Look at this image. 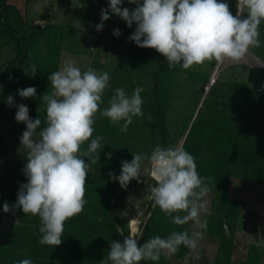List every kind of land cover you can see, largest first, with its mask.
Listing matches in <instances>:
<instances>
[{"label": "clouds", "instance_id": "9594fccd", "mask_svg": "<svg viewBox=\"0 0 264 264\" xmlns=\"http://www.w3.org/2000/svg\"><path fill=\"white\" fill-rule=\"evenodd\" d=\"M123 2L109 0L108 9H101L97 31L110 19L109 12L128 27L135 23L129 40L140 48L155 49L166 58L169 68L179 64L188 70L206 61L235 64L245 59L250 48L261 46L264 0H237L235 15L222 0H128L136 4L132 11L122 8ZM113 35L119 37L120 30L115 29ZM36 71L33 65L25 73L34 77ZM48 79L51 91L42 97L46 108L43 122L40 118L31 119L27 106H16L15 120L26 125L20 141L26 150L27 163L22 171L27 183L20 185L15 204L10 207L5 202L3 211L19 208L25 215L38 217L39 243L56 247L63 242L66 221L82 212L87 203L84 197L90 164L99 161L97 150L104 140L101 135L93 138L97 113L112 124L123 121L119 130L126 133L133 117L144 115V101L139 89L128 94L118 87L107 100V107L101 109L110 74L92 67L82 71L75 60L65 62ZM18 93L21 98H36L35 87L19 89ZM13 100L9 95L7 104L11 106ZM147 118L151 120L152 116ZM86 142L87 147L82 148ZM146 162L155 182L147 188L152 208L159 207L174 225L191 222L194 228L206 230L207 223L201 221V216L208 212L205 197L212 190L210 178L199 175L195 158L183 147L157 145L150 154H133L131 162H121L119 176L109 172V177L118 180L124 189L132 180L144 182L140 178L144 177ZM142 237V231L133 230L122 243L112 240L101 264L158 261L162 254L174 255L181 245L195 252L202 239L200 232L189 230L172 231L166 238L157 235L140 244ZM16 264L33 261L22 259Z\"/></svg>", "mask_w": 264, "mask_h": 264}, {"label": "rangeland", "instance_id": "374dc122", "mask_svg": "<svg viewBox=\"0 0 264 264\" xmlns=\"http://www.w3.org/2000/svg\"><path fill=\"white\" fill-rule=\"evenodd\" d=\"M222 2H227L230 11L235 15L237 0H222ZM9 4L20 10L23 19L30 26L51 27L50 31L43 29L39 34L37 49L42 45L39 56L33 61L26 58L22 62L15 60L17 56L15 46L6 44L9 36L1 28L0 19V86H2L0 87V128L3 132L6 158L10 161L27 163L26 150L21 146L20 141L25 130L15 120L18 110L16 106L26 100L34 106V119L40 118L43 122L46 118L42 97L46 92L51 91L48 74L53 66L42 59L41 55L50 51L49 42L61 46V52L57 54L61 57L60 67L69 60H75L76 66L84 71L92 67L96 61L97 66L93 67L94 69L98 72L107 71L110 74L109 88L105 91L101 109L107 107V100L118 87L124 88L128 94L136 89L140 90L139 94L144 101L142 105L144 115L133 117L126 133L119 130L123 121L112 124L108 118L99 116V113L95 118L93 138L96 135L105 137L101 147H106L109 143L110 151L106 155L108 157V153H111L112 158L115 157L120 166L122 161L131 162L133 154H150L161 143L160 131L152 126L156 121L152 110L156 86L159 88V96L163 104L168 107L169 141L176 142V147H182L198 116L204 119L216 114L232 95L240 96L248 90L264 93V65H261L264 64V24L261 25L259 37L261 46L250 48L248 55L241 62L235 64L226 62L220 64L218 69L217 62L206 61L203 65H194L185 70L179 64L175 68H169L166 58L155 49L140 48L129 40L135 31V23L132 27H128L124 20L109 12L110 19L103 22L101 31H97L96 25L101 23V9H108L109 0H9ZM131 6L128 0H124L121 5L122 8L128 9ZM13 23L19 28L21 35H26L30 31L29 28L23 30L15 19ZM115 29L120 30L119 37L113 35ZM30 55L27 53L26 57ZM26 65L25 72L30 71L33 65L37 71L34 77L24 72L25 77L20 84L21 80L13 76V73ZM216 69L219 70L216 85L204 96L203 88ZM30 86L36 88V98H24L20 101L18 90ZM9 95L14 98L11 106L7 104ZM149 115L152 116L151 120L147 118ZM7 118L9 121L13 120V123L12 121L8 123ZM86 147L87 142L82 148ZM150 167L146 162L144 177L140 178L144 182L138 183L132 180L126 189L118 182L112 216L118 224L119 232H123V235L120 234V242L129 235L124 232L123 226L128 227L131 234L132 221L138 220L137 230L143 232L153 210V201L149 199L150 193L147 191L148 187L154 185ZM229 195L247 203L236 226V248L233 257V264H245L251 244H264V187L233 178ZM205 199L207 213L212 212L214 198L207 195ZM204 215L201 216L202 222ZM13 224L12 221H3L2 228L12 230ZM184 226H190L194 231L201 233L200 229L194 228L191 222ZM201 235L199 248L195 252L192 251L182 258L167 257L171 260V264H214L219 237L202 233Z\"/></svg>", "mask_w": 264, "mask_h": 264}, {"label": "trees", "instance_id": "16d2710c", "mask_svg": "<svg viewBox=\"0 0 264 264\" xmlns=\"http://www.w3.org/2000/svg\"><path fill=\"white\" fill-rule=\"evenodd\" d=\"M135 7L136 4H132L129 10L132 11ZM0 19L1 28L9 36L6 44L15 46L17 53L15 60L23 62L26 58L31 61L36 59L42 47L41 45L40 49H37L39 34L43 29L50 31L51 27L30 26L23 19L20 10L9 4V0H0ZM13 19L17 20L23 30L29 28L30 31L26 35H21ZM49 46L50 51L41 56L53 66L49 72L51 74L60 68L61 57L57 54L61 52V46L50 42ZM27 53L31 54L30 57H26ZM94 63L92 68L97 66V62ZM161 67L163 70L162 64ZM25 70L27 65L13 73V76L21 80L20 84L25 77ZM155 90L152 110L156 121L152 126L160 131L162 140L159 146L176 147V142L169 141L168 107L159 96L158 86ZM23 99L20 97V101ZM28 108L29 117L34 120V106L28 103ZM19 124L26 130L23 122ZM4 146L0 136L1 264H16L22 259H31L33 264H101L109 251L110 242L121 241L118 224L112 216L118 180L111 179L109 172L119 176L122 166L115 157L110 159L107 157L106 153L110 151L109 143L97 150L99 161L90 164L85 184L84 198L87 203L83 211L66 221L63 242L56 247L39 243L41 234L38 217L25 215L19 208L7 213L3 211L5 202L10 207L15 204L20 185L27 183L22 171L26 163L8 160ZM182 147L195 158L199 175L210 178L209 186L212 190L208 195L214 198L213 211L204 215L203 221H206L207 228L200 231L203 235L219 237L214 264H233L236 248L235 230L247 203L230 197L229 190L233 178L264 187V93L248 90L240 96L232 95L216 114L204 119L198 116ZM85 160L87 162V158ZM151 212L140 244L157 235L166 238L172 231L189 230L190 233L194 231L190 226L174 225L171 218L159 207ZM3 221H12L14 223L12 230H4ZM226 221L234 235L232 240L227 239ZM123 229L127 235L130 234L128 227L123 226ZM191 252L192 250L181 245L172 257L182 258ZM140 264H171V260L162 254L158 261H141ZM245 264H264V244H251Z\"/></svg>", "mask_w": 264, "mask_h": 264}, {"label": "built area", "instance_id": "2783aa9c", "mask_svg": "<svg viewBox=\"0 0 264 264\" xmlns=\"http://www.w3.org/2000/svg\"><path fill=\"white\" fill-rule=\"evenodd\" d=\"M218 69H220V64H219ZM218 69L215 70L214 74L211 76V78L208 80V82L204 86V88H203L204 96L207 95L211 91L213 86L215 85L216 79H217V75L219 73Z\"/></svg>", "mask_w": 264, "mask_h": 264}, {"label": "water", "instance_id": "95a60500", "mask_svg": "<svg viewBox=\"0 0 264 264\" xmlns=\"http://www.w3.org/2000/svg\"><path fill=\"white\" fill-rule=\"evenodd\" d=\"M199 87H200V86H199ZM205 96H206V95H205ZM23 105L27 106V105H28V102L25 100V101L23 102ZM108 158H109V159L112 158V154H111V153H108ZM132 187L134 188L133 185H132ZM152 209H153V208H152ZM151 213H152V212H151ZM151 213H150V215H151ZM146 224H147V223H146ZM225 228H226L227 239H228V240H232L233 237H234V235H233V232H232V230H231V228H230V225H229L228 221L225 222ZM0 264H1V262H0Z\"/></svg>", "mask_w": 264, "mask_h": 264}, {"label": "bare ground", "instance_id": "6f19581e", "mask_svg": "<svg viewBox=\"0 0 264 264\" xmlns=\"http://www.w3.org/2000/svg\"><path fill=\"white\" fill-rule=\"evenodd\" d=\"M138 223H139L138 220L132 221V230H137Z\"/></svg>", "mask_w": 264, "mask_h": 264}, {"label": "crops", "instance_id": "0c3cea01", "mask_svg": "<svg viewBox=\"0 0 264 264\" xmlns=\"http://www.w3.org/2000/svg\"><path fill=\"white\" fill-rule=\"evenodd\" d=\"M8 119V118H7ZM8 123L9 122H11L12 121V123H13V120H11V121H9V119L8 120H6ZM8 123H7V125H8ZM3 125H4V123H3ZM10 125V124H9ZM8 128V127H7ZM0 136H1V139L3 140V132H2V129L0 128ZM4 141V140H3ZM0 150H1V148H0Z\"/></svg>", "mask_w": 264, "mask_h": 264}]
</instances>
